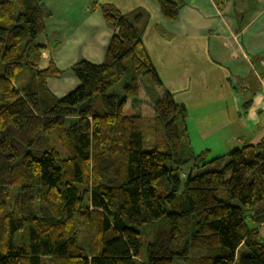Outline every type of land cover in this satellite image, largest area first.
Here are the masks:
<instances>
[{"label": "trees", "instance_id": "16d2710c", "mask_svg": "<svg viewBox=\"0 0 264 264\" xmlns=\"http://www.w3.org/2000/svg\"><path fill=\"white\" fill-rule=\"evenodd\" d=\"M156 1L167 20L184 4ZM100 8L115 30L105 58L74 64L79 85L57 97L46 80L63 71L40 67L53 11L0 0V264H174L195 249L198 264H264V136L195 153L143 42L146 12Z\"/></svg>", "mask_w": 264, "mask_h": 264}, {"label": "crops", "instance_id": "0c3cea01", "mask_svg": "<svg viewBox=\"0 0 264 264\" xmlns=\"http://www.w3.org/2000/svg\"><path fill=\"white\" fill-rule=\"evenodd\" d=\"M183 1L178 17L167 20L156 0H41L53 15L41 36L40 67L52 60L63 73L47 86L57 97L68 94L80 83L71 67L82 59L102 63L115 32L100 4L129 15L142 10L143 42L163 83L187 107L193 151L223 157L264 136V0ZM256 227L264 237V223Z\"/></svg>", "mask_w": 264, "mask_h": 264}, {"label": "rangeland", "instance_id": "374dc122", "mask_svg": "<svg viewBox=\"0 0 264 264\" xmlns=\"http://www.w3.org/2000/svg\"><path fill=\"white\" fill-rule=\"evenodd\" d=\"M41 38L42 37L39 38V43L42 42ZM123 85H124V80L120 81L119 83H116L115 85H113L110 88L109 93H120V94H122L123 93ZM209 154H210V156H208ZM205 155H207L206 156V161H210V159L213 158V156H211V153H206ZM188 169H190V168L188 167ZM219 195L221 197L224 196L226 198L225 190L223 189V190L219 191ZM152 230H153V227H150V226H148V228L146 229V232L148 231V235L149 236L153 232ZM207 253L208 252L206 250L195 249V250H192L189 260L175 259V263L174 264H198L199 257L202 256V255H205Z\"/></svg>", "mask_w": 264, "mask_h": 264}]
</instances>
